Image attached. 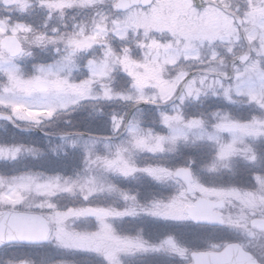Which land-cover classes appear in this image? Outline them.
<instances>
[{"label":"snow or ice","instance_id":"obj_1","mask_svg":"<svg viewBox=\"0 0 264 264\" xmlns=\"http://www.w3.org/2000/svg\"><path fill=\"white\" fill-rule=\"evenodd\" d=\"M209 14L222 31L177 30ZM82 112L108 134L51 131ZM0 121L59 141L0 139V162L37 165L0 168V254L264 264V0H0ZM139 219L157 239L117 228Z\"/></svg>","mask_w":264,"mask_h":264},{"label":"trees","instance_id":"obj_2","mask_svg":"<svg viewBox=\"0 0 264 264\" xmlns=\"http://www.w3.org/2000/svg\"><path fill=\"white\" fill-rule=\"evenodd\" d=\"M68 22H70L68 17L63 18L62 20L57 19V21H56L57 24L68 23ZM36 52H37V50H36ZM37 57L39 58V55H37ZM40 58L41 59H46V56L43 55ZM118 78L119 77H117V79ZM117 81L120 82V80H117ZM219 103L220 102L217 101V100L208 99L205 102V110H208V109H210L212 107H216V106L219 105ZM108 110L109 109L107 107L104 108V111L105 112H107ZM91 111H93V109H91V108H89V109L86 110V112H91ZM86 112H82L78 116H75V117H77V118L78 117L85 118ZM232 112H233L234 115L237 114L236 113L237 111H236L235 108L232 109ZM238 115H240V114H238ZM80 122H83V123L78 128L75 127L74 120H73L74 126H72V127L65 126L63 124H60L58 126H60L64 131H75V130H79V131H82V132L83 131H89V132H92V133H95V134H100V133L101 134H103V133L105 134L106 133L105 132L106 129H100V131H99V129H97V128H100V127L93 128V126H91V124H93V122L100 124V122H98V120H94V121H90L89 120V121H86V119H80ZM6 127H7V132H5L3 129L0 130V139H3L4 141L10 142V143L11 142L30 143L29 142V139L32 140V141H34V142H35V140H38L39 139V141H41L42 143H44V141H42L44 138L42 136H39L38 134L20 133V132H18L16 130L12 129L9 126H6ZM34 142L32 144H34ZM46 142H47V140H46ZM48 145H49V142H47V146ZM44 148L46 150V146H44ZM65 162L71 165V164L78 163V160L72 159V160H67ZM26 163L27 162L20 161V162H15L14 164L5 165L4 162H2L0 168H4V167L13 168L14 167V168L19 169V168H22L25 165H27ZM29 164L30 165H28V166H30V167H33V168L37 167V165L36 164H32V162H30ZM204 179L206 181H208V182H216L217 181V177H215V176H204ZM224 179L225 180L228 179V174L227 173L225 174ZM133 191H135V190H133ZM142 228L144 229V235L147 238H149V230L144 225H142V226L139 225V222H138L137 228H136L137 232L140 229H142ZM157 235H158V233H157ZM55 253H56L55 250H49L48 254H45V255L41 256V255H37V254H33V253H28V252H20V253H15L14 252V253H11V254H9L7 256H5V255H3V256H5V258L11 259V260L24 259V260H28V261H35L36 264H39V262H40V259L39 258L44 259L45 261H49V262L55 260V257H56ZM59 255H60V257H59L60 260H67L68 262H72L73 261V255L72 254L59 253ZM75 258L76 259H80V257H78V256L75 257Z\"/></svg>","mask_w":264,"mask_h":264},{"label":"flooded vegetation","instance_id":"obj_3","mask_svg":"<svg viewBox=\"0 0 264 264\" xmlns=\"http://www.w3.org/2000/svg\"><path fill=\"white\" fill-rule=\"evenodd\" d=\"M156 17L158 19L160 18V16H156ZM214 20L216 21V24L213 26V29L216 30L218 28V23H219L220 20H219L218 17H215ZM221 28L222 29H219L218 32L222 31L224 29V27H222V26H221ZM115 86L117 88H119L118 83H116ZM80 119H86V121H87V118L74 117L73 120H76V124L78 125V127H79L78 123L80 122ZM100 124L93 122V124H91V126H93V128H96V127H99L98 125H100ZM3 125H4V122H0V127H2ZM7 126H10V125H7ZM97 129H99V131H100L101 128H97ZM105 132H106L105 134H108V129L107 128H106ZM173 159H175V157H173ZM141 162H143V160H141ZM1 163L2 162H0V166H1ZM115 182L123 184V185H125L127 188H129L131 190H136L139 187L142 199L146 198L147 195H148V187L149 186L147 185L146 181H141V180H137V181H120V180H116ZM156 191H158V190H156ZM112 199L113 200L110 203H113V204L118 203L115 200L114 197H112ZM138 222H139V225H141V226L144 225L148 229L147 225L150 224V222L145 220V219H139V220H136V221H129L125 225H120L119 223H117V228H120L123 231H131L134 234V233L137 232L136 228H137ZM157 238H158L157 233H154L151 230H149V239H153L154 240V239H157ZM58 253L59 252L55 253V255H56L55 260H59L60 255H58ZM124 264H160V262L156 258H144V257L137 256V257L127 258L124 261ZM164 264H182V262L177 258V259L167 260V261L164 262ZM183 264H187V261H184Z\"/></svg>","mask_w":264,"mask_h":264},{"label":"rangeland","instance_id":"obj_4","mask_svg":"<svg viewBox=\"0 0 264 264\" xmlns=\"http://www.w3.org/2000/svg\"><path fill=\"white\" fill-rule=\"evenodd\" d=\"M167 3L169 4H172V5H179L183 2V0H166ZM177 13H178V9L176 8H172L170 10H166L165 13L163 15H159L160 18L158 19L157 17H153L152 18V22L154 25H159V24H162L166 19H170V20H174L177 16ZM215 17H218L217 15L215 14H209V16L207 17V20L203 23L202 26H200L199 28H196V26H191L189 25L188 23H184V24H180V25H177V30H183V31H205V32H218L219 29H222V27H224V23L223 21L221 20V18H219V23H218V28L216 30L213 29V26L216 24V21L214 20ZM140 20H142L143 18H139ZM59 20H62V19H59ZM220 32V31H219ZM90 119H87V121H89ZM94 121V120H93ZM83 122H79L78 124L81 126ZM76 125V124H75ZM101 129H106V126H102V124L98 125ZM3 127V126H2ZM2 127H0V130L2 129ZM60 127H56L54 129H51V131H61L59 129ZM35 145L41 147V148H44V143H42L41 141L39 140H35L34 142ZM50 144L52 145H56V144H59V142H55L52 140V142H50ZM50 146V145H49ZM141 160V158H138ZM46 166V165H45ZM105 200H110V202L113 200L112 199V196H109L106 194L105 196ZM110 202H107V203H110ZM7 256V255H6ZM3 256L0 255V264H2L3 262ZM41 260V258H39Z\"/></svg>","mask_w":264,"mask_h":264},{"label":"water","instance_id":"obj_5","mask_svg":"<svg viewBox=\"0 0 264 264\" xmlns=\"http://www.w3.org/2000/svg\"><path fill=\"white\" fill-rule=\"evenodd\" d=\"M12 127V126H11ZM18 130V129H17ZM20 131V130H19ZM31 132H39L37 129H32ZM56 139V138H55ZM233 261L232 264H240V261L242 260L241 257L237 256L235 253L233 254ZM213 258L210 257H201V264H210Z\"/></svg>","mask_w":264,"mask_h":264},{"label":"bare ground","instance_id":"obj_6","mask_svg":"<svg viewBox=\"0 0 264 264\" xmlns=\"http://www.w3.org/2000/svg\"><path fill=\"white\" fill-rule=\"evenodd\" d=\"M26 261H28V260H26ZM63 261H67V260H63ZM68 262V261H67ZM68 264H72V262H68Z\"/></svg>","mask_w":264,"mask_h":264}]
</instances>
